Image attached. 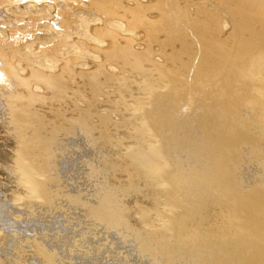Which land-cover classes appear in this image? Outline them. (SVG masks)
<instances>
[{"label": "bare ground", "instance_id": "bare-ground-1", "mask_svg": "<svg viewBox=\"0 0 264 264\" xmlns=\"http://www.w3.org/2000/svg\"><path fill=\"white\" fill-rule=\"evenodd\" d=\"M24 1L42 0H0V11L11 13L5 15L6 22ZM74 1L90 8L97 20L89 43L102 55L82 49V54L95 52L91 87L98 86L107 58L131 52L135 55L126 61L129 70L146 72L151 80L146 81L151 93L144 105L143 127L151 130L152 143L140 151L143 129L131 131L140 150L136 144L122 156L123 171L134 169L139 176L129 185H118L112 181L120 167L110 156L111 137H95L94 123L90 126L88 116H78L74 121L79 134L71 139L85 138L91 157L85 162L88 184L81 186L86 195L73 205L50 158L53 141L58 135L65 140L69 127L62 121L51 127L41 121L38 126L41 116L30 107L59 89L56 73L35 67L8 42H0V137L9 140L0 147V264H264V95L263 87L259 89L264 74L260 76L257 64L245 61L253 54L235 63L241 52L264 46L253 30L258 25L264 36V0H237L249 19L235 20L241 36L235 41L238 55L231 56L228 68L222 67L221 40L207 35L178 0ZM160 31L178 44L165 53L166 42H161L165 45L157 52L163 61L156 59L144 70L150 51L140 46ZM98 34L108 35V41L97 44ZM115 34L121 35L120 41ZM128 39L138 40L140 48H132ZM17 57L28 64L26 72ZM168 59L177 63L163 69ZM69 61H61L58 72L67 71ZM161 79L170 82L165 89H157ZM131 86L126 78L125 87ZM123 133L126 137L130 131ZM123 142L119 140L120 148ZM160 180L164 186L156 188ZM21 185L29 195L16 197ZM160 198L177 206L168 210L166 222L149 228L148 212L157 211Z\"/></svg>", "mask_w": 264, "mask_h": 264}, {"label": "rangeland", "instance_id": "rangeland-1", "mask_svg": "<svg viewBox=\"0 0 264 264\" xmlns=\"http://www.w3.org/2000/svg\"><path fill=\"white\" fill-rule=\"evenodd\" d=\"M66 1L67 0H57L59 4L54 5V7L47 5L46 3L48 2L43 0L39 2L32 1L31 2L32 4L28 3L27 1L20 2L19 6L15 7L16 14L14 15L13 18H11V20H9V22L8 21L6 22V16L11 13L0 11L1 13L0 42L2 43L8 42L7 45H9L15 51V53H18L19 51L22 54V56H24L29 61V63H31L35 67L43 69L44 71L47 72L56 73L54 74L55 76L54 78H55V83L59 86V89L55 92L52 93L50 92L49 93L50 98L47 101L46 99L36 101L34 104L31 103L30 107L31 110H34L35 113L40 114L38 116H41L40 118L41 120L36 121V124L38 126L42 124L41 121L42 122L44 121L43 123L44 124L46 123V125H48L47 127L61 124L60 121H62L64 123V127H69L68 132L65 134L66 135L65 140L62 141L60 137L61 135H58L57 138L53 141L52 143L53 153L50 158L53 164L54 172L56 173V175L58 174L57 178L60 179L59 182H61L62 186L66 189L69 196L73 198L72 200H70L71 201L70 203L74 205L75 203L77 204L78 202L77 200L79 198L81 199V197H84L86 195L85 194L86 192L81 188V186H85L88 184L89 177L87 176V170H86L87 164L85 162H87L91 157L89 149L85 146L84 143V141H86L85 138L78 136L79 138L77 137L75 139H71L72 135H74L78 130V127L76 126L75 124L76 122L74 120L78 118V116H80L81 118L83 116L84 117L88 116L89 117L88 124L92 126L94 123L93 126L96 127V128L94 127L95 131L94 130L92 131V134L95 137L98 134L103 136L105 134L106 136L111 137L110 141L113 143L109 144L110 146L109 148H111L110 156L112 155L114 157V161L119 163L118 165L120 167L116 172L117 180H112V181L116 182V184L118 183V185L119 184L124 186H126L127 184L129 185L130 181L132 182L134 177L139 176L138 172H132L134 171V169L130 170V168H127L125 171H123L126 168L123 166L124 165L123 158L126 156L128 151H132V149L135 148L136 144H138L136 148H138L140 144L138 142L139 140H137L134 137L132 132L136 128L137 129L141 128L144 131V134L142 131V135H141V139L143 140L142 141L143 148L141 147V150L138 148V150L147 151L150 146L149 144L152 143V138L150 137L152 136L151 130L149 131L147 130V128L143 127L144 126L143 124H145L144 121L146 119L145 117L143 118L144 116L143 111L145 110L144 105L147 104L145 103V101L147 100L149 94L151 93V85L149 86V83L151 84V80L149 81L146 72L137 73L135 70L132 71L129 70L128 67L129 65L126 63V61H128L127 60L128 58L129 61L133 60L132 56L135 55L133 52L128 53V55L127 53H125L124 55L115 54L112 58H107L106 63L104 64L105 70L103 69L102 73L99 74L96 79V81L98 82L97 83L98 86L95 87L93 86L94 87L93 89L91 87V84L88 83V78L90 76L89 72L93 70V68L95 69L97 68L94 64H92L91 58L93 53L95 52L102 55V51L97 50L98 49L97 46H95L94 48V46L91 43H89V34L92 33L91 30L92 28L95 27L97 20L95 18L94 12L87 6L83 5L82 2L78 3L77 1L73 0L72 3L68 5ZM178 1L180 5H183L188 11L190 12L192 11L191 14L196 17L195 19L197 20V22H199L198 23L199 25H203L207 35H210L214 40L215 38L221 40L223 46L225 47L222 48L223 50V54L221 55L223 57V58L221 57V61L223 62L222 67L223 68L230 67L231 64L230 61L232 58L231 56L232 55L234 56L235 54L238 55V52H236V45H237L236 43L239 37L241 36L238 34V33L241 34V32L240 30H238V28H236L235 20L237 19H241L244 21L248 20L249 18H248L247 9L242 5H240V3L237 0H178ZM203 12L205 13L203 14ZM60 19H62L61 22ZM66 20H68L69 23ZM64 23H66V25ZM63 30H65L66 32L69 31L70 32L66 34ZM253 30L255 33L256 32L258 33L256 38L260 37L263 38L264 40V36L261 35L260 27L258 25H256ZM163 32L162 31L158 32L159 34H157L155 38L153 37H151L152 39L149 38V42L147 41L148 45H146L147 43L146 44L143 43L142 46H140L138 44V40L128 39L130 42V46L134 49L135 48L138 49L140 47L142 49L149 48L150 56L142 64L143 66L142 69L146 70V68L148 66H151L154 60L156 61V59H158L161 62L163 61L162 58H159V53L157 52L159 49V45L163 46L166 44L165 47L163 48L166 53L168 52V49L170 50L171 48L169 47L170 45L172 46L178 44L177 40L171 38L168 35L166 37V35H164ZM210 33H213L215 35L212 36ZM243 33L244 36L247 35L246 32ZM116 35L117 34H115L113 37L119 38L116 40L120 41L121 35L119 34L117 36ZM105 37L107 39H104ZM106 40L108 41V35L102 36L98 34L97 44H103ZM210 41L214 42L212 40ZM161 42L164 43L166 42V43L161 44ZM86 44L88 45V47ZM136 45L140 47H137ZM84 46L88 49H95V52L92 50L82 54V49ZM253 47L254 46H252V48L248 49V51L246 52L245 51L241 52L238 55L237 62L235 63L243 62L246 59V56H248L249 54H253L251 55V57L249 55L250 59L247 57L245 61H247L248 63L253 62L257 64L258 68L260 69L259 72L261 76L264 74V72H262L264 71V62H263L264 46L263 47L255 46L254 48ZM228 49L229 50L231 49L230 53L228 52ZM197 53L198 51L195 50L196 56ZM196 56L193 59L194 61L196 60L195 58H197ZM19 58L17 57V60L19 63L21 62V64L25 66L24 71L26 72L28 70V64H26L23 58L22 59ZM123 58L125 60H122ZM66 59H70L69 67L65 69L67 71H61V73L58 72L60 71L59 70L60 62ZM256 60L259 62H257ZM170 61L171 60L169 59L165 60V66L163 69L170 68L171 66H174L175 63H177V62L173 63ZM68 69H71V71L69 72ZM223 72L225 71L223 70ZM152 76H156L155 71L152 72ZM126 78L132 80L131 87H125ZM166 80L161 79L160 82L162 84L158 80L156 82L159 85V87L157 85V89H165L166 85L170 84V82L168 80L166 82ZM261 80H262L261 82L258 81L261 87L259 86L258 82L254 84L255 86L258 85L260 87L259 89L263 87L262 88L263 91L261 92L264 95V82H263L264 75L261 76ZM146 81L149 83L146 84ZM162 81L166 84H163ZM15 88L18 93H22V91L19 90L20 88L17 87ZM19 100L22 101V99L20 98ZM59 114L61 116H59ZM61 117H64L63 118L64 121L62 120ZM80 117L78 118V120L80 119ZM90 120L93 122H91ZM126 129L127 131H130V133H128L127 136L124 137L123 132L126 131ZM104 131L106 133H104ZM88 135L90 136L91 134ZM120 139L124 140L123 143L125 144V145L122 144L121 148L119 146L120 144L118 143ZM96 140H98V137ZM7 141L9 142L7 138L0 137V147H3L4 144L8 143ZM103 141H106V139H104ZM100 142L97 141L95 146L97 147L98 145V150L101 147L102 140ZM120 159L122 160L120 161ZM154 162L155 161H153L152 163ZM164 183L165 182H162L160 180L159 182L154 183V185L156 186V188L158 187L162 188L164 186ZM28 192L29 191L25 189V187H22L21 185L20 188L15 190V195L16 197H18L20 193H25L26 195H29ZM73 194L75 196H73ZM173 206H177V204L172 205V203L168 201L167 202L163 201V199L160 198V200L158 201L157 211L150 210L148 212L147 210L150 216V224L148 227L150 228L151 226L152 228L154 227V225L155 227H158L162 225L164 222H166L167 216H169L170 214L169 211L172 209ZM160 210L163 212H161ZM141 224L142 222L139 223L140 227H145L143 226V224L141 226Z\"/></svg>", "mask_w": 264, "mask_h": 264}]
</instances>
